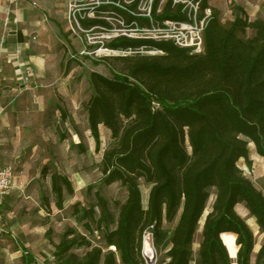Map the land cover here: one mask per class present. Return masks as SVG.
Instances as JSON below:
<instances>
[{"label":"trees","instance_id":"obj_1","mask_svg":"<svg viewBox=\"0 0 264 264\" xmlns=\"http://www.w3.org/2000/svg\"><path fill=\"white\" fill-rule=\"evenodd\" d=\"M142 1L124 6L135 15L116 6L102 9L124 18L127 29L135 28L133 21L143 29L188 20L182 3L153 0L149 17L139 10ZM193 1H200V18L211 10L201 53L171 41L122 34L93 47L135 53L82 56L83 69L90 59L110 71V76L89 72L88 124L96 151L101 148V126L110 131L101 163L103 184L118 183L126 195L110 200L97 189L93 203H73L76 226L64 227L58 243L52 230L47 233L54 264H147L148 233L157 257L164 253L156 264H252L254 232L237 207L244 204L264 234V192L244 175L239 162L252 166L251 144L264 158V18L251 19L244 7L234 6L233 20L223 22L211 0ZM79 22L86 33L111 28L98 17ZM152 50L162 53L146 52ZM51 180V193L42 197L48 214L52 205L63 210L76 192L67 175L55 171ZM143 184L150 187L146 207ZM94 189L89 186L87 193ZM211 191L216 196L207 212ZM223 233L237 237L235 258ZM25 251L24 262L38 264ZM255 264H264V243Z\"/></svg>","mask_w":264,"mask_h":264},{"label":"crops","instance_id":"obj_2","mask_svg":"<svg viewBox=\"0 0 264 264\" xmlns=\"http://www.w3.org/2000/svg\"><path fill=\"white\" fill-rule=\"evenodd\" d=\"M71 1L18 0L9 8L8 0H0V36L6 33L5 46L0 51V164L12 165L16 177L14 188L7 196L10 206L7 209L13 210L14 203L21 196L34 200L35 204L34 218L28 214L27 222L15 220L10 228L19 247L15 254L18 258L22 257V264H26L23 260L25 250L36 259V253L28 250L29 235L35 226L42 229L46 227L45 235L48 239L47 233L52 230L50 225L53 220L50 218L52 214L43 209L42 197L52 191L53 172L64 174L53 163L58 154L57 141L50 134L61 121L66 122L68 119L63 114L76 96V84L81 76V73L68 72L70 60L75 56L67 54L64 46L68 45L71 37V30L66 22ZM33 3H37V6H33ZM72 52H76L74 47ZM83 60L81 57L73 61L82 63ZM85 62L91 61H84V65ZM26 67H30L33 73L32 83L28 85L23 82L21 75ZM85 68L89 69L87 66ZM86 78L89 79V72L86 73ZM88 101L89 99L86 104L87 119ZM59 114H62L63 119H59ZM70 118L74 119L72 114ZM107 131L110 134L108 129ZM80 146L77 141L71 143L73 149L78 148L83 154ZM14 196L18 197L15 202ZM54 207L52 205V209ZM57 211L61 213L63 210ZM4 216L0 212V218ZM31 223L35 225L30 226ZM53 240L58 243L59 238ZM48 249L51 264H54L51 244ZM4 251L5 254L0 257H10V253ZM46 255L48 254L45 252L40 253L43 258ZM9 261L5 260V264H9Z\"/></svg>","mask_w":264,"mask_h":264},{"label":"rangeland","instance_id":"obj_3","mask_svg":"<svg viewBox=\"0 0 264 264\" xmlns=\"http://www.w3.org/2000/svg\"><path fill=\"white\" fill-rule=\"evenodd\" d=\"M134 0H125V4H130ZM151 0H143L140 3L139 10L141 12H146L149 9V3ZM83 2V3H82ZM96 2V0H72L70 3L77 4L79 11L76 12V17L79 12H89L88 9H91L92 4ZM84 4V5H80ZM211 4L220 9L221 18L223 22H229L234 18V6H242L244 7L251 19L256 18H264V0H211ZM70 9V5H69ZM68 14L67 24L70 31V39L68 40V45H64L66 48V53L69 55H74L73 60L81 59L84 54H90L93 58H102V57H111L120 55L116 51H111V49L107 48H99L95 49L96 45H103L107 41L112 38H115L119 35L127 32V28L121 26L119 21L116 20V17H111L115 15H111L110 12L106 11L109 14L110 25L114 29L113 31H101L97 32L92 31L91 33L82 32L76 24V19L73 15ZM96 15V14H95ZM72 27V28H71ZM133 37L139 36L141 33L139 32H129ZM64 40V39H63ZM66 43V42H65ZM72 43V44H71ZM99 43V44H98ZM67 46V47H66ZM72 47L76 49V52H72ZM78 53V55H76ZM70 60V69L68 72L81 73V76L77 80V88H76V96L72 98L70 108H65V117H68L66 122L61 121L60 125H57L55 130L51 131V137L55 138L57 141V156L54 157L53 163L57 166L62 173L66 174L74 183L76 192L74 197L67 200L65 204V208L61 213L57 211L54 207L52 209V215L50 218L53 220V223L50 225L52 229V238L58 240L59 235L62 233L64 227L66 226H76L74 219L71 217L72 204L76 202H83L84 204H91L94 201V192L97 189L102 190L104 195L110 200L115 199H124L126 195V191L120 184L116 183L111 186H106L103 184V175L101 172V163L104 149L111 142V135L108 133L105 127H101V148L100 151H96L95 142L91 136L90 131L88 130V119L86 114V104L87 100L90 98L92 92L90 90L89 79L86 78V73L90 72L91 69H94L97 72H102L110 76L109 69L104 66V64L99 66H94L91 62H85L83 64L84 68L87 66L89 69H83L80 63L77 61ZM115 66L117 69L120 68V63L115 62ZM72 112V113H71ZM72 114L74 119H69V116ZM59 119L62 118V114H59ZM61 135H65V141L61 140ZM79 142L83 147V154L79 152V149H73L71 147L72 142ZM251 160L252 166L249 167L246 162L242 159L239 162L240 167L244 170V175L248 176L254 184L264 192V158L260 157L255 150L254 144H251ZM89 186H95V189L88 194L87 188ZM142 194H143V204L146 207L148 203V196L150 192V187L143 184L141 186ZM9 196V195H8ZM211 199L207 208V212L211 209V205L216 196V192L211 191ZM9 197H5L1 206L0 212L4 213V217L0 218V256L1 254H5L4 250L10 253V257L7 256L5 258L0 257V264H5V260H10L9 264H22V257L18 258L15 254L16 250H18V246L15 242V239L12 237V233H10V228L13 226V222L15 220L27 222L26 215L30 214L31 217L34 216L35 212V204L34 200L27 199L23 196L18 198L14 196L15 202L16 198L18 201L14 203L13 210H9L10 208L8 201ZM24 210V211H23ZM238 213L246 220L249 226L252 228L255 236L256 248L253 254L252 264H255L256 254L260 249L261 245L264 243V234L259 230L256 220L252 214L248 212L245 208L244 204H240L237 207ZM205 213V215L207 214ZM34 213V214H33ZM47 215L46 212H44ZM34 218V217H33ZM5 219H8L5 222ZM55 221V222H54ZM202 223L200 224V230L202 227ZM35 225V223L29 224ZM174 224L167 225L169 230H172ZM47 228H37L36 226L32 230L29 235V249L30 251H34L35 257L41 261H45L48 264H51V258L49 256V240L46 238L45 232ZM200 230L196 237V245L200 241ZM148 243V242H147ZM40 251V252H38ZM45 252L48 255L43 258L40 256V253ZM154 253L157 256L156 249H154ZM7 254V253H6ZM44 254V253H43ZM164 253L160 254L157 257V260H161L163 258ZM21 256V255H19ZM146 257V256H145ZM147 259V258H146Z\"/></svg>","mask_w":264,"mask_h":264},{"label":"built area","instance_id":"obj_4","mask_svg":"<svg viewBox=\"0 0 264 264\" xmlns=\"http://www.w3.org/2000/svg\"><path fill=\"white\" fill-rule=\"evenodd\" d=\"M17 1L18 0H8L9 8H12ZM80 1H83V0H80ZM152 2L153 0L150 1L149 9L146 11L147 16L149 17H151ZM164 2L165 0H163L161 4H163ZM174 2L182 3L185 5V9L188 10V20L187 21L168 20V21H164L162 24H152L150 28H143V29L138 28L137 22L133 21L131 25H133L135 28L128 29L127 32L124 33V35L132 36L129 32H139L141 34L137 37L152 38L157 41H171L177 47L188 49L192 53H201L203 51V33L207 25L208 18L211 15V10L210 9L205 10L204 17L200 18V1L174 0ZM130 4H125V0H123L122 2L121 1H111V0H96V2L92 4L93 7L91 9H88L89 12H86V11H84L83 13L79 12L76 17L75 15H76V12L79 11V8L77 4L71 3L69 14L72 15V8L75 7V10H73V15L75 19L77 18L76 19L77 27L82 32L86 33L88 31L83 29V27L81 26L79 22V18L84 19V18L98 17V18H103L109 22L110 18L106 16L109 13L106 12L107 10L102 9V7H105V6H116L120 9L127 10L131 14L135 15V12L130 11L126 9V7H124L125 5H130ZM80 5H84V4H80ZM33 6H37V3H33ZM116 20L119 21L121 26H124L125 28L128 27L126 25V21L124 18L117 16ZM94 29L95 28H92L90 31H94ZM100 29L102 31H109V32L114 30L112 27L111 28L100 27ZM5 42H6V33H3L0 36V51L3 50L5 46ZM111 51H114V52L116 51L117 53L122 54V55L135 53V51L133 50H128V51L111 50ZM142 52H145V51H142ZM146 52L149 54L162 53V51L160 50H152V51H146ZM21 75H22V80L26 85L32 83L33 73L30 67H26L24 71H22ZM15 179H16L15 170L13 166L12 165L2 166L0 164V206L4 198L10 195L11 191L13 190ZM147 242L153 247V249H155L153 245V235L151 233H148L145 236V243ZM35 260L38 264H48L45 261L39 260L38 258H36ZM156 262H157L156 254H154L151 260L147 259V264H156Z\"/></svg>","mask_w":264,"mask_h":264},{"label":"bare ground","instance_id":"obj_5","mask_svg":"<svg viewBox=\"0 0 264 264\" xmlns=\"http://www.w3.org/2000/svg\"><path fill=\"white\" fill-rule=\"evenodd\" d=\"M236 235L232 233H223L222 239L226 246L228 247L229 252L231 255L235 256L238 250V247L236 245ZM234 253V254H233ZM154 249L149 243H145L144 245V255L147 259H152L154 256Z\"/></svg>","mask_w":264,"mask_h":264},{"label":"water","instance_id":"obj_6","mask_svg":"<svg viewBox=\"0 0 264 264\" xmlns=\"http://www.w3.org/2000/svg\"><path fill=\"white\" fill-rule=\"evenodd\" d=\"M230 255H231V253H230ZM231 257L235 258V257H236V255H235V256L231 255Z\"/></svg>","mask_w":264,"mask_h":264},{"label":"snow or ice","instance_id":"obj_7","mask_svg":"<svg viewBox=\"0 0 264 264\" xmlns=\"http://www.w3.org/2000/svg\"><path fill=\"white\" fill-rule=\"evenodd\" d=\"M234 254V253H233Z\"/></svg>","mask_w":264,"mask_h":264}]
</instances>
